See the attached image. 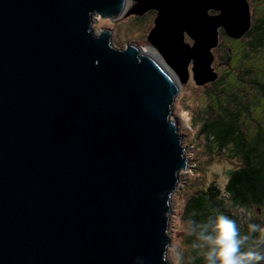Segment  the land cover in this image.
Instances as JSON below:
<instances>
[{"label":"water","instance_id":"95a60500","mask_svg":"<svg viewBox=\"0 0 264 264\" xmlns=\"http://www.w3.org/2000/svg\"><path fill=\"white\" fill-rule=\"evenodd\" d=\"M127 4L0 0V264H169V199L188 167L170 119L177 81L186 84L192 62L195 84L215 82L219 29L240 39L251 15L246 0ZM175 4L178 17L212 25L209 45L186 28L176 39L164 35L161 10ZM151 11L148 43L174 68L171 50L184 53L177 81L136 44L118 50L110 30L95 34L91 26L94 16L116 21Z\"/></svg>","mask_w":264,"mask_h":264},{"label":"rangeland","instance_id":"374dc122","mask_svg":"<svg viewBox=\"0 0 264 264\" xmlns=\"http://www.w3.org/2000/svg\"><path fill=\"white\" fill-rule=\"evenodd\" d=\"M259 1L260 0H250V12L257 11L256 4ZM259 3H261L260 9H264V2ZM130 7L131 0H128L127 9ZM216 13L218 14V12ZM216 13L209 11L208 15L214 16L213 14ZM154 18V13L144 14L138 18H135V16L123 17L116 21L101 19L98 16H94L91 26L95 34H99L102 29L110 30L112 33L111 45L114 48L120 50L125 48L128 44L134 43L140 47L142 51L151 54L168 68L162 59L163 56L159 53L156 47L151 46L147 41V36L154 26ZM220 32L222 31L220 30ZM222 33L223 35L218 33L217 47L211 50L213 57L211 68H213L212 70L218 77L215 82L207 83L205 85L195 84L192 79L193 73L191 72L192 62L188 66L187 71L189 78L184 85H182L180 81H177L176 75H174V72L170 69L172 76H174L179 86L178 96L175 98L174 104L171 107L170 119L175 121L179 129V134L182 136V145L185 149V158L188 161V167L185 171L179 172L178 183L169 199L170 214L168 215L167 221V236L169 237L170 245L166 248L168 253L167 262L169 264H188V261H186V254L189 224L183 215L187 198L192 193H195L196 190L205 189L210 185L223 189L227 183L229 171L236 169L241 165L240 159L233 154L227 152L221 153L220 155H217V153L215 154V149H210L209 146L206 145L203 136L198 134L205 118L207 117L206 113L208 112L207 104L209 95H213V93L219 94L221 91L226 92V90H228L223 85L225 81L231 82L234 74L232 71L233 68L240 69V72L242 73L240 75L241 78H244V72L249 71L252 75L257 74L259 76L262 74L264 78L262 73L264 72V54H261L256 58V56L250 53L247 48H242L246 42V39L244 38H242L241 46H238L237 43H231V48L230 42L225 38L224 32ZM183 40L185 44L189 46L193 45V40L186 33H184ZM161 41L165 44L163 38ZM229 48L233 49L234 53H236L230 60L231 67L220 64L222 63L221 57L225 54L227 55ZM244 49L247 50L246 53L248 54L249 59L248 61L240 63L242 58L241 51H244ZM239 63L241 64L240 67ZM179 68L182 67L180 66ZM220 78H222L221 83L219 82ZM259 81H261V79ZM235 88L236 90L243 88L244 91L249 94L248 96L250 99L256 102V104L251 107L250 117L245 118L244 125L251 129L255 122L264 124V99L259 94H256L255 90H251L247 85ZM235 88H233V90ZM253 210L254 211H250V213L244 212L243 210H236L235 213L243 220H248L249 217L252 218L254 215L257 220L259 217L264 222V214L257 211L255 208H253ZM172 249H176L179 253L178 260L175 259V253Z\"/></svg>","mask_w":264,"mask_h":264},{"label":"trees","instance_id":"16d2710c","mask_svg":"<svg viewBox=\"0 0 264 264\" xmlns=\"http://www.w3.org/2000/svg\"><path fill=\"white\" fill-rule=\"evenodd\" d=\"M150 13L156 16L152 11L146 14ZM244 47L256 58L264 54V46L261 44L244 45L242 48ZM247 50L241 51L240 63L248 61ZM227 56L231 57L228 52ZM232 71L234 74L231 82L225 81L223 85L228 90L209 95L207 104L209 113H206L207 117L198 134L203 136L210 149H215V154L225 152L233 154L240 159L241 165L229 171L223 189L210 185L205 189L196 190L187 198L183 215L189 224L186 254L188 264H206L204 249L193 247L197 241L190 232L196 228V223L207 222L218 215L234 220L241 237H247L242 250H255L264 255V233L251 232L248 228L249 224H258L264 228V222L259 217L257 220L254 215L248 220H243L235 213L236 210L250 213L255 208L264 214V124L254 121L251 129L244 125L245 118L250 117L251 107L256 102L250 99L243 88L240 90L235 88L247 85L264 99V78L260 71L259 76L250 74V71L244 72V78L240 76L242 74L240 69L233 68ZM262 73L264 75V72ZM221 81L222 78L219 82ZM258 264H264V260Z\"/></svg>","mask_w":264,"mask_h":264},{"label":"clouds","instance_id":"9594fccd","mask_svg":"<svg viewBox=\"0 0 264 264\" xmlns=\"http://www.w3.org/2000/svg\"><path fill=\"white\" fill-rule=\"evenodd\" d=\"M195 223V222H192ZM196 228L190 233L195 236V248L204 249L203 255L206 264H258L264 260V255L255 250H242V245L247 237H241L236 222L227 216L218 215L204 223H196ZM251 232L264 233V228L258 224H249ZM175 253L178 260L179 253ZM167 261L168 253L164 254Z\"/></svg>","mask_w":264,"mask_h":264},{"label":"bare ground","instance_id":"6f19581e","mask_svg":"<svg viewBox=\"0 0 264 264\" xmlns=\"http://www.w3.org/2000/svg\"><path fill=\"white\" fill-rule=\"evenodd\" d=\"M219 3V2H218ZM204 6H207V4H204ZM179 7H180V4L178 5H174L173 7H169L167 8L166 12L165 11H162L161 10V14L163 16V19L164 17L166 16L165 20H162L160 22V26H161V31L164 32V35L167 34L168 32L170 33V35L176 39L177 37V32H179V30H187V32L189 33L190 32V37L192 38H195V40L197 42H201L202 38H203V35H206L205 38L203 39V45L205 44L206 45H209V42L207 41L208 39V35H209V32H210V29L212 28V25H208L207 22H200L201 20L199 18L195 19L194 17H192V14L191 13H188V16L185 15V12H183V16L181 17H178V13L179 12ZM229 7H231V4H229ZM224 9V8H223ZM192 11V10H191ZM190 11V12H191ZM231 11V9H230ZM194 14V13H193ZM223 14H227L226 10L223 11ZM182 15V14H181ZM200 17L202 18V16L200 15ZM174 18V19H173ZM175 22V23H174ZM184 27V28H183ZM175 28V29H174ZM175 33V34H174ZM163 35V36H164ZM176 35V36H175ZM200 38V39H199ZM171 49V48H170ZM173 49V48H172ZM171 51H174L175 53H177L176 57L178 58V63L177 65L175 66V68L177 66H179V60L180 58H182L183 56V51H182V48H181V54L179 53L180 49L177 48V51L176 49H173ZM141 53L143 54H147L145 51H142L141 50ZM174 53V54H175ZM191 53V52H190ZM200 53V52H199ZM203 54V52H202ZM192 54H190L189 56L191 57ZM204 55V54H203ZM186 56V55H184ZM197 57V56H196ZM176 58V59H177ZM195 58V57H194ZM163 61L167 64V66L169 68H171V71L175 73L176 69L171 65V63L169 62V60H171V58L168 56V55H164V57L162 58ZM196 62L198 60V57L195 58ZM172 61V60H171ZM183 61V59H181V62ZM176 64V63H175ZM175 69V71H174Z\"/></svg>","mask_w":264,"mask_h":264},{"label":"flooded vegetation","instance_id":"af4514ba","mask_svg":"<svg viewBox=\"0 0 264 264\" xmlns=\"http://www.w3.org/2000/svg\"><path fill=\"white\" fill-rule=\"evenodd\" d=\"M247 2L249 4V8L251 9L250 0H247ZM259 2L263 3L264 0H260ZM259 2L256 4L257 5L256 10L257 11L250 12L251 27H250V30L248 31V33H246L243 37H241L240 39H233V38L227 36L225 34V32L223 31V29H219V33L221 35H223L222 32H224L225 38L228 40V42H230V45H231V43H237L238 46H241L242 38H244V39H246L245 45H247V46H255L257 44H261L264 46V9H260L261 3H259ZM211 11L216 13L213 10H211ZM216 14H213V15H216ZM254 16H255V18H254ZM220 30L222 32H220ZM190 43L192 44L191 41H190ZM230 47L232 48V45ZM231 48H229V50L227 51L231 55V57L227 56L226 54L223 55V57H221L222 63H220V64L231 67L230 60L233 57V55L236 54V53H234L233 49H231ZM222 50H223V48H222Z\"/></svg>","mask_w":264,"mask_h":264}]
</instances>
